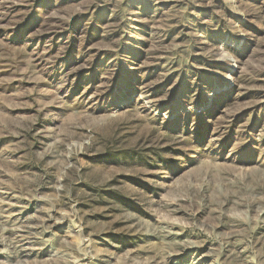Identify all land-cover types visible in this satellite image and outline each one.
I'll return each instance as SVG.
<instances>
[{
  "label": "rangeland",
  "instance_id": "rangeland-1",
  "mask_svg": "<svg viewBox=\"0 0 264 264\" xmlns=\"http://www.w3.org/2000/svg\"><path fill=\"white\" fill-rule=\"evenodd\" d=\"M0 264H264V0H0Z\"/></svg>",
  "mask_w": 264,
  "mask_h": 264
}]
</instances>
